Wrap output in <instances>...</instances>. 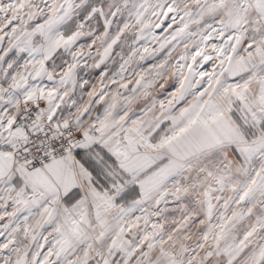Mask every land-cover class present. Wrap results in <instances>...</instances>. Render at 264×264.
<instances>
[{
	"label": "snow or ice",
	"instance_id": "snow-or-ice-1",
	"mask_svg": "<svg viewBox=\"0 0 264 264\" xmlns=\"http://www.w3.org/2000/svg\"><path fill=\"white\" fill-rule=\"evenodd\" d=\"M0 264H264V0H0Z\"/></svg>",
	"mask_w": 264,
	"mask_h": 264
}]
</instances>
